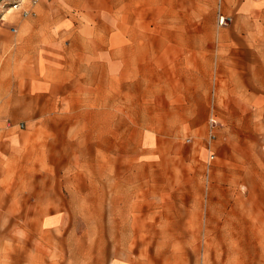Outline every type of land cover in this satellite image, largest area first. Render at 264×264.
I'll use <instances>...</instances> for the list:
<instances>
[{"label":"rangeland","instance_id":"374dc122","mask_svg":"<svg viewBox=\"0 0 264 264\" xmlns=\"http://www.w3.org/2000/svg\"><path fill=\"white\" fill-rule=\"evenodd\" d=\"M12 1L0 0V59L24 45L32 72L60 45L81 44L66 30H110L108 3L40 0L37 13L23 17ZM143 16L153 29V12ZM116 39L110 32L109 43ZM143 40L153 44L154 36ZM138 72L121 70L125 79L116 74L98 86L104 106L86 110L84 101L81 117L45 115L48 100L25 90L34 76L20 78L23 91L5 110L0 92V264H264V190L257 196L252 188L254 166L240 164L237 172L229 165L220 176L216 133L209 131L163 134L156 144L153 70H146L145 115ZM93 89L83 85L84 96ZM61 104L69 110V100ZM112 110L123 116L111 117ZM71 124L81 130L71 132Z\"/></svg>","mask_w":264,"mask_h":264},{"label":"crops","instance_id":"0c3cea01","mask_svg":"<svg viewBox=\"0 0 264 264\" xmlns=\"http://www.w3.org/2000/svg\"><path fill=\"white\" fill-rule=\"evenodd\" d=\"M74 3L110 4V30H66L67 34L82 37L81 44L60 45L52 51L58 55L46 58L33 72L25 67L26 46L12 45L9 57L0 59L3 110L12 104L14 94L23 91L20 78L34 76L33 81L24 85L25 90L34 96L44 95L49 102L45 115L55 110L51 112L53 117H81L84 101L88 102L86 110L94 109L91 106L100 110L104 106V93L98 86L109 85L110 80L117 78L116 74L125 79L121 70L138 67L139 109L142 107L145 115L146 70H153L156 144L163 134L173 139L177 134L196 138L208 131L216 133L219 160L214 170L222 176L226 174V166L233 165L238 172L240 164L253 165L251 180L256 184L252 188L255 187L258 196L264 190V0H74ZM38 4L34 6L36 13ZM25 5L29 6L27 2ZM134 5L138 6L137 14L131 11ZM147 8L153 12L149 17L154 21L153 29L144 27L147 18L143 13L147 14ZM220 13L229 17L228 23L219 22ZM72 17L68 19H78ZM110 32L117 38L112 44ZM152 34L154 43L148 45L143 37ZM127 37L130 42L135 38L138 41L126 44L120 39ZM136 52L138 59L132 60ZM150 52L153 58L147 60ZM117 68L118 73L114 71ZM83 85H95L94 95L84 96ZM8 92L10 97L6 96ZM109 98L106 94L107 117ZM64 100L70 101L69 110L61 104ZM42 107L46 110L45 105ZM110 112L111 117L123 116ZM105 122L106 127L110 126L108 120ZM80 127L81 124H71L70 131L78 132ZM237 172L234 179L239 180Z\"/></svg>","mask_w":264,"mask_h":264},{"label":"built area","instance_id":"2783aa9c","mask_svg":"<svg viewBox=\"0 0 264 264\" xmlns=\"http://www.w3.org/2000/svg\"><path fill=\"white\" fill-rule=\"evenodd\" d=\"M39 1L40 0H13L11 7L16 9V10H19V12L21 13V15L23 17H28L30 15L36 14L34 6ZM22 2H24V3L27 2L29 4V6H26V5L22 6ZM228 18L229 17L224 15V14H221V13L219 14V22L220 23H226ZM16 29H17V27L14 26L13 30H16ZM0 104H1V100H0ZM10 124H11V122H8V125H10ZM0 130H1V126H0ZM262 149H263V153H264V144H263ZM212 157H213V155H212Z\"/></svg>","mask_w":264,"mask_h":264}]
</instances>
